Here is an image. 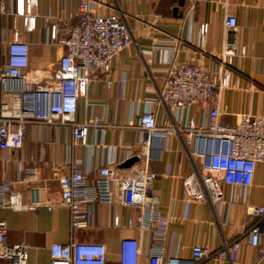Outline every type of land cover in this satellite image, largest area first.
Returning <instances> with one entry per match:
<instances>
[{
  "label": "built area",
  "instance_id": "obj_1",
  "mask_svg": "<svg viewBox=\"0 0 264 264\" xmlns=\"http://www.w3.org/2000/svg\"><path fill=\"white\" fill-rule=\"evenodd\" d=\"M109 5V0H79L76 19L43 14L49 29V42L63 50L58 60L59 70L48 77L27 72L30 66L31 45L23 32L36 28L40 16V0H0V23L3 16L13 15V33L0 25V48L7 52L2 61L0 53V264H28L29 247L26 243L9 241L8 223L2 211L6 208L39 210L55 206L38 197L26 202L17 184H31L39 174L37 164L16 159L14 152L25 143L31 125L69 127L72 133L71 156L53 167L59 179L60 205L69 209L73 232L92 223L94 205L110 206L122 203L135 209V214L123 224L115 214L104 227L113 226L138 231V237L124 236L120 240L118 264H201L208 260L231 261L243 244L258 248L264 235V205L249 201L257 166L264 163V115L252 112L237 115L233 124L221 121V94L232 87L233 61L238 49L228 44L222 49L219 66L206 68L191 61L169 64L164 84L156 95L146 100V109L139 117V128L148 138L176 135L187 155L192 171L183 176L184 197L188 200L217 205L225 197V186L241 188L246 207V220L240 235L225 239L218 248L194 244L188 256L179 252L167 254L168 222L160 208V198L154 193L158 178L150 168V142L142 153L140 167L133 172H121L112 158L96 169L77 167L73 151L78 145L91 146V130L104 132L103 117L80 119L79 104L87 87L101 73L110 70L112 60L133 43V33L125 14L114 10L99 14L97 7ZM112 5V4H110ZM22 19L20 28L18 19ZM227 31L238 28L237 17L227 13ZM209 26L200 25L201 46H205ZM264 65V59H263ZM161 104L171 109L172 122L158 123L155 109ZM193 108L202 116L188 114ZM186 113V115H185ZM16 163V179L9 178L8 169ZM1 172V171H0ZM149 235L146 249L143 236ZM51 264H107L108 249L101 242H81L73 236L66 243L50 246Z\"/></svg>",
  "mask_w": 264,
  "mask_h": 264
},
{
  "label": "crops",
  "instance_id": "obj_2",
  "mask_svg": "<svg viewBox=\"0 0 264 264\" xmlns=\"http://www.w3.org/2000/svg\"><path fill=\"white\" fill-rule=\"evenodd\" d=\"M79 0H40L36 28L23 32L31 45L30 74L48 77L59 70L58 60L63 53L49 42L46 12L76 19ZM112 4V5H110ZM119 10L125 14L133 33L132 45L112 60L110 70L101 73L87 87V93L79 104L80 119L100 116L107 123L104 132L91 130V146L78 145L73 151L77 167L90 169L93 178L96 169L112 158L121 172L136 171L142 164L141 157L150 142L152 160L150 168L158 178L154 193L160 198V208L165 220H169L167 254H190L196 243L218 248L225 239L240 235L246 220V207L241 188L225 186V197L217 205L188 200L184 197L183 176L192 171L181 140L176 135L148 138L139 128V117L146 109V100L157 94L164 84L166 70L173 61H191L206 68L219 66L222 49L236 44L240 50L233 61L232 87L221 94V117L224 123H235L237 115L252 112L264 115V0H109V5L97 7L99 14ZM227 13L237 17V30L227 31L224 19ZM13 15L1 19L9 37L13 33ZM18 22L20 28L22 19ZM209 26L205 46H201L200 25ZM7 48H0L5 60ZM159 124L172 122L171 109L161 104L155 109ZM188 114L197 118L201 111L193 108ZM186 115V113H185ZM72 133L69 127L31 125L27 129L25 143L14 152L16 159L37 164L39 174L31 184H17L26 202L34 200V191L44 201L55 206L49 210L41 207L2 211L9 227L11 243H26L29 247L28 264H51L50 246L54 242L66 243L73 236L81 242H101L108 249L107 264H118L120 240L124 236L138 237V231L125 226L115 228L103 225L120 215L123 224L135 214V209L122 203L94 205L91 224L77 228L72 235L69 209L61 206L59 179L53 164L71 156ZM137 160L129 167L124 163ZM16 163L8 169L9 178L16 179ZM0 173L4 169L0 165ZM250 203L264 205V163L257 166L253 186L249 191ZM146 246L149 235H142ZM201 264H264V235L256 248L243 244L231 261L208 260Z\"/></svg>",
  "mask_w": 264,
  "mask_h": 264
},
{
  "label": "water",
  "instance_id": "obj_3",
  "mask_svg": "<svg viewBox=\"0 0 264 264\" xmlns=\"http://www.w3.org/2000/svg\"><path fill=\"white\" fill-rule=\"evenodd\" d=\"M136 160H137V158L129 159L127 162L124 163V166H125V167H129V166H131Z\"/></svg>",
  "mask_w": 264,
  "mask_h": 264
}]
</instances>
